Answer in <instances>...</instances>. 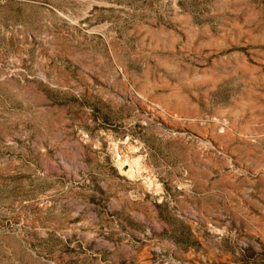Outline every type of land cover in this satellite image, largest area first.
Returning <instances> with one entry per match:
<instances>
[{
  "label": "rangeland",
  "instance_id": "1",
  "mask_svg": "<svg viewBox=\"0 0 264 264\" xmlns=\"http://www.w3.org/2000/svg\"><path fill=\"white\" fill-rule=\"evenodd\" d=\"M0 264H264V0H0Z\"/></svg>",
  "mask_w": 264,
  "mask_h": 264
},
{
  "label": "bare ground",
  "instance_id": "2",
  "mask_svg": "<svg viewBox=\"0 0 264 264\" xmlns=\"http://www.w3.org/2000/svg\"><path fill=\"white\" fill-rule=\"evenodd\" d=\"M128 171H129V173H130V172H132V166H130V168H129V170H128Z\"/></svg>",
  "mask_w": 264,
  "mask_h": 264
}]
</instances>
